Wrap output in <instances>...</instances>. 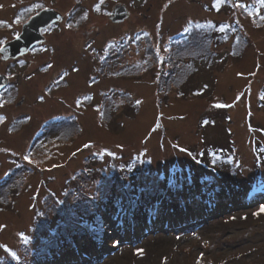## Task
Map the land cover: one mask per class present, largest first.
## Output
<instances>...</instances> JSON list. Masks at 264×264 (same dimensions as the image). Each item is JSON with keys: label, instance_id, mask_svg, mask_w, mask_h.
<instances>
[{"label": "rangeland", "instance_id": "374dc122", "mask_svg": "<svg viewBox=\"0 0 264 264\" xmlns=\"http://www.w3.org/2000/svg\"><path fill=\"white\" fill-rule=\"evenodd\" d=\"M241 1L0 0V264H71L94 236L76 264H264V3ZM45 8L64 20L2 57ZM132 211L155 225L127 241Z\"/></svg>", "mask_w": 264, "mask_h": 264}, {"label": "water", "instance_id": "95a60500", "mask_svg": "<svg viewBox=\"0 0 264 264\" xmlns=\"http://www.w3.org/2000/svg\"><path fill=\"white\" fill-rule=\"evenodd\" d=\"M117 7H115L112 16L110 17L112 21L117 20L118 17L124 18V16L128 15L125 5ZM59 19H61V16L56 11L49 8L41 10L37 15L33 16L27 26H25L23 33L18 39H16V42H14V47L18 49V47L23 46V51L28 49L29 46L35 43L37 38L36 34L41 28L47 26L50 22ZM8 51L10 50L8 49Z\"/></svg>", "mask_w": 264, "mask_h": 264}, {"label": "trees", "instance_id": "16d2710c", "mask_svg": "<svg viewBox=\"0 0 264 264\" xmlns=\"http://www.w3.org/2000/svg\"><path fill=\"white\" fill-rule=\"evenodd\" d=\"M246 1H249V3L245 4L243 1L237 3V5L239 6L238 9L241 11V15H244L245 17H251V18H256L254 16V14L259 17L261 16L260 15V11H261V7H262V4L261 1L259 0H246ZM254 13V14H253ZM134 211H132V213L129 215V219L131 217V215H134L133 213ZM94 213L96 214L97 216V219H98V216H99V208L96 207L94 208ZM112 213V212H111ZM119 215H120V212L118 211L116 213V219L119 218ZM132 220V219H131ZM135 221H137V219H134ZM98 230V229H97ZM17 252V251H16ZM58 256H59V252H55ZM14 254V255H13ZM22 255V256H21ZM10 257H12L14 260H17V264H25L24 262H26V259L27 257H25L24 254H18V253H15V252H12L10 255ZM59 259H61V257H58ZM54 260L57 259V258H53ZM52 259V260H53ZM6 261H10L8 259H6ZM11 262V261H10ZM11 264H15L11 262Z\"/></svg>", "mask_w": 264, "mask_h": 264}, {"label": "snow or ice", "instance_id": "6c2138e0", "mask_svg": "<svg viewBox=\"0 0 264 264\" xmlns=\"http://www.w3.org/2000/svg\"><path fill=\"white\" fill-rule=\"evenodd\" d=\"M261 3H264V0H261ZM0 119H2V118H0ZM84 147L87 148V147H89V145L85 144ZM25 159H28V157H25ZM260 212H264V205H261V207L259 209V212L255 213V215H259ZM0 227H3V226H0ZM137 254L138 255H143V250L142 249H137Z\"/></svg>", "mask_w": 264, "mask_h": 264}, {"label": "bare ground", "instance_id": "6f19581e", "mask_svg": "<svg viewBox=\"0 0 264 264\" xmlns=\"http://www.w3.org/2000/svg\"><path fill=\"white\" fill-rule=\"evenodd\" d=\"M134 58H136L137 59V57H134ZM126 60H131V58H127ZM264 197V195H259L258 197H256L257 199H262ZM48 254H50V255H52V252H48V253H46V254H43L42 255V258H44L46 255H48ZM54 260V259H53ZM69 262H71V260H68Z\"/></svg>", "mask_w": 264, "mask_h": 264}]
</instances>
